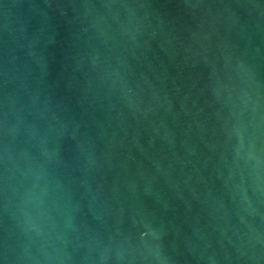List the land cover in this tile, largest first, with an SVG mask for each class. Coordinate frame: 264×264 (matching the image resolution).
Returning a JSON list of instances; mask_svg holds the SVG:
<instances>
[{"label":"water","instance_id":"95a60500","mask_svg":"<svg viewBox=\"0 0 264 264\" xmlns=\"http://www.w3.org/2000/svg\"><path fill=\"white\" fill-rule=\"evenodd\" d=\"M0 264H264V0H0Z\"/></svg>","mask_w":264,"mask_h":264}]
</instances>
